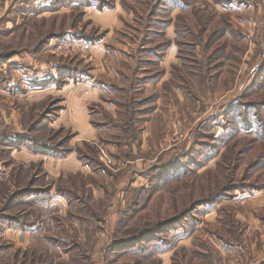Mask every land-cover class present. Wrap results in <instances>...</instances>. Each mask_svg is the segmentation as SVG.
<instances>
[{"label": "rangeland", "instance_id": "obj_1", "mask_svg": "<svg viewBox=\"0 0 264 264\" xmlns=\"http://www.w3.org/2000/svg\"><path fill=\"white\" fill-rule=\"evenodd\" d=\"M81 1L95 4L75 8ZM66 65L85 78L30 85ZM0 79L24 89L0 86V134L54 147L71 136L62 158L0 144V185L9 191L0 217H38L41 231L0 228V264H19L16 251L46 238L39 254L53 264H264V126L254 116L264 117V0H0ZM245 106L251 131L241 125ZM190 150L191 161L181 159ZM167 163L194 173L171 172L132 219L128 189L149 187ZM237 185L255 190L198 210L197 222L165 235L172 249L151 259L114 249ZM46 190L48 215L22 200Z\"/></svg>", "mask_w": 264, "mask_h": 264}, {"label": "trees", "instance_id": "obj_2", "mask_svg": "<svg viewBox=\"0 0 264 264\" xmlns=\"http://www.w3.org/2000/svg\"><path fill=\"white\" fill-rule=\"evenodd\" d=\"M165 2V1H164ZM94 1L89 2V1H81L80 4L78 6H76L75 8H90L92 6H94ZM100 9H102V5L100 4H96ZM110 7V5H107V7ZM32 14V11H30L29 8L25 9V12L22 14V17H26L27 15ZM35 15L37 16V13L34 12L32 17H35ZM70 34H73V37H76L78 40L80 41H84L88 44L91 43H95L96 40L98 41L99 39H96L93 35H85L83 34H78L75 33L76 31H74L72 33V31H70ZM66 33H64L63 35L57 37V39L64 41ZM70 65H66V66H62L58 69V75L57 77H52V79H44L38 82H31L30 85L33 88H42L46 85H48L49 83H55L56 85L62 86L63 84V80L64 79H73L76 83L80 82L81 80H83L85 78V73L81 72L78 69H71L69 67ZM82 78V79H81ZM3 79H0V86L5 87L7 90L10 91H22L23 89V84H16L17 85V89L14 87L16 86L14 83H12L11 81H5V83H3ZM26 89V88H25ZM27 90V89H26ZM241 106V105H240ZM237 105H233L231 107L228 108V110L225 112V116L227 118H231L232 115H235V112L237 110ZM248 106H245V108L243 107V111L242 114L240 113V117H241V125L246 126L247 128H250L249 130H252V123L250 120V118L248 117V115L246 114V108ZM248 109V108H247ZM254 116L257 118V122H259V127L264 126V117L262 113H258L255 111ZM229 123H231V120L229 121ZM233 126H235V124H233ZM233 130L231 132H236L237 130L233 127ZM228 128V127H226ZM46 132V130H45ZM47 133V132H46ZM64 133V132H63ZM264 133V131H263ZM5 133L0 134V144H4L6 147H8L11 150H20L21 148L25 147L28 149H31L35 154H39V155H46V156H54V157H65L67 156L68 152H70L69 149H67V143L69 144V142L71 141V136L66 138V143L64 144H59L56 145V147H54L53 145H50L49 143L46 142H42V141H35L34 138H30L28 135H21V134H17V135H4ZM25 136V137H24ZM228 142L224 145V147H228ZM192 150H190L188 153H184L181 156V159H185L188 160V162L191 161L189 155L191 154ZM82 162H84V165L87 166H91L92 168H94V166L96 165L93 161L86 159L85 157H83ZM178 162V161H175ZM194 166L197 168H201L203 167L202 163H196L194 164ZM168 163L163 165L162 167H156V169H154L153 171V175H156L152 181H150V185L149 187L146 188H139V189H128L127 191V195L128 196V203H127V210L129 211L128 216H132V219H135V217L137 218L138 215L141 214V210H143L144 207H146L147 203L149 202V200L151 199L152 195L154 192L158 191L160 188V183L162 181H164V178L169 176V174L171 172L175 173L174 175L177 176L176 178H179L180 175L182 174V172H184V168L186 169V167H182L181 166H173L171 169H168ZM161 170V172H160ZM191 172L194 173L193 170H191V168H187L186 172ZM158 173V174H155ZM4 172L1 171L0 169V176L3 175ZM174 176V178H175ZM188 177L185 175L184 177H182L181 179H179L178 181H184L186 180ZM167 180V179H166ZM178 181H176V183H178ZM1 184V183H0ZM3 184V183H2ZM133 188V187H131ZM252 186H231V187H227L225 188L224 191L222 192H217V194H213L210 198L211 199H203L202 201L196 202L194 205H192L189 209L184 210V212H182L180 215H178L175 218L166 220L162 223H157L156 225H152L149 226V230L147 232H143L141 233L139 236L128 239V240H124L122 241L119 245H115L117 247H115V250L120 251V255L123 254H127L130 252H134V251H138L141 250L143 251V253L145 254L144 256L147 259H151L154 256V251L162 248V250L168 251L169 249H172L174 247V245H170V241L165 240V235L168 234L171 230H176L177 228H179L182 223L184 221L187 220H195V222H197L196 217L194 216V214L197 212L198 210L207 208V207H214L217 204H219L220 202L223 201H227V200H231L233 198V195L235 194L236 191H242L245 192L247 190H255L252 189ZM5 193V194H4ZM25 192H23L22 194H24ZM4 194V197H0L1 200L6 201V199L8 198V194L9 191L8 189H6V185L3 184V186L0 185V195ZM58 194L60 195H64L62 194L60 191L58 192ZM22 196V195H21ZM21 198V197H20ZM26 198V199H23ZM22 198V200L27 201L25 204H28L30 206L33 205H39L40 206V210L42 211V213L44 215H48L49 211L51 212L50 206H49V202L48 200L50 199V193L49 190L43 191L42 193H32L29 194L27 193V195H24V197ZM16 201L12 202V207L15 205ZM72 203V202H71ZM70 203V204H71ZM8 208L11 207L10 201L8 202ZM7 208V209H8ZM7 209L5 212H7ZM30 216L28 218L27 221H23L21 219V217L17 218H10L9 216L6 217H0V228L3 229L4 231L6 230H19L22 231L23 233H28V232H34V230H36L38 233L41 232L39 230H37L38 225L40 222H38L39 219H37L38 217L32 218ZM2 230V231H3ZM33 235L35 236H41V233L36 234L34 233ZM49 241L47 240V238L45 240H41V243L39 244V248H35L33 247V251H31V248L28 249L25 252H21L20 250L15 252V255L13 256V261L14 263H19V264H53V261H50V263H48L49 260H45L42 257V254H39V251H42L44 247L47 248L46 243H48ZM40 249V250H39ZM6 250L7 248H0V260H3L4 256L6 255ZM58 253V249L56 250ZM22 255V258H20L19 256Z\"/></svg>", "mask_w": 264, "mask_h": 264}]
</instances>
